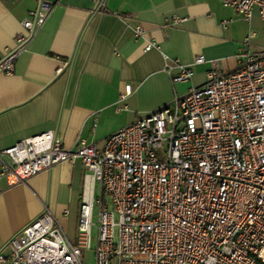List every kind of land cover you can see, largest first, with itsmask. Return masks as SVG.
<instances>
[{
  "label": "built area",
  "instance_id": "1",
  "mask_svg": "<svg viewBox=\"0 0 264 264\" xmlns=\"http://www.w3.org/2000/svg\"><path fill=\"white\" fill-rule=\"evenodd\" d=\"M90 1L97 12L116 14L107 0ZM227 5L244 22L257 8L264 24V0ZM53 7L41 3L34 19L24 21L15 48L0 59V74L15 72ZM183 21L166 17L163 28ZM145 33L135 29L137 39ZM152 49L160 48L148 42L145 51ZM237 56L238 69L222 73L210 61L203 86L175 94L165 107L111 134L103 147L81 139L67 148L49 131L0 151V181L11 186L64 163L81 162L87 170L76 244L46 210L11 239L0 263L85 264L82 252L93 250L96 227L93 264H264V50ZM164 58L173 85L191 81L194 66L208 62ZM133 92L125 86L120 102Z\"/></svg>",
  "mask_w": 264,
  "mask_h": 264
},
{
  "label": "crops",
  "instance_id": "2",
  "mask_svg": "<svg viewBox=\"0 0 264 264\" xmlns=\"http://www.w3.org/2000/svg\"><path fill=\"white\" fill-rule=\"evenodd\" d=\"M232 1L239 0H107L116 14H102L90 0H0V59L41 3L54 6L15 72L0 74V151L49 131L67 148L81 139L103 147L111 134L165 107L175 94L203 86L210 61L222 73L235 71L237 55L264 50V24L257 8L244 22L227 5ZM174 16L184 21L166 31L165 18ZM138 27L146 32L142 39L135 37ZM148 42L160 49L145 51ZM164 55L186 65L199 56L208 62L194 66L191 81L173 85ZM128 85L134 92L121 103ZM86 173L81 162L64 163L26 183L0 181V252L46 210L67 235L77 227Z\"/></svg>",
  "mask_w": 264,
  "mask_h": 264
},
{
  "label": "rangeland",
  "instance_id": "3",
  "mask_svg": "<svg viewBox=\"0 0 264 264\" xmlns=\"http://www.w3.org/2000/svg\"><path fill=\"white\" fill-rule=\"evenodd\" d=\"M100 195V186L97 184L96 186V196ZM97 214L98 208L96 207L94 210V222L97 221ZM77 235H78V226L73 223L71 228L69 229L68 237L74 244L77 242ZM92 236H93V250L92 251H83V259L85 264H93V257H94V250L96 248V241H97V229L96 227L92 228Z\"/></svg>",
  "mask_w": 264,
  "mask_h": 264
}]
</instances>
